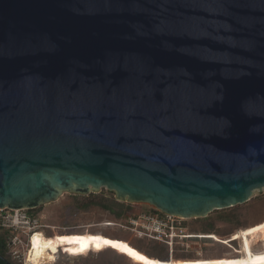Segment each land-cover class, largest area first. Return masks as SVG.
<instances>
[{
	"label": "water",
	"instance_id": "obj_1",
	"mask_svg": "<svg viewBox=\"0 0 264 264\" xmlns=\"http://www.w3.org/2000/svg\"><path fill=\"white\" fill-rule=\"evenodd\" d=\"M101 187L183 219L264 187V0H0V209Z\"/></svg>",
	"mask_w": 264,
	"mask_h": 264
},
{
	"label": "rangeland",
	"instance_id": "obj_2",
	"mask_svg": "<svg viewBox=\"0 0 264 264\" xmlns=\"http://www.w3.org/2000/svg\"><path fill=\"white\" fill-rule=\"evenodd\" d=\"M71 194L72 193L64 192L54 202L41 205L34 209H25L24 212H26L28 216L27 221L19 220L14 225H10V221L5 222L6 225H1L0 223V227L9 228L10 231L14 233L12 236L6 238L18 237L20 240L17 245L6 247L14 261L20 264H56V260H58L57 245L55 241L45 233L50 234L54 229L62 231L58 237V243L62 244L63 240L61 238L62 236H65L71 238L70 242L73 245L78 242V240L84 242V240L87 239V235L79 237L82 230H85L86 228L89 230L91 228H96L119 237L118 244L113 246L117 249L116 252L135 263H143L145 254L139 252V250L135 248L128 239L122 238L121 236L126 237L124 232H129L131 233L129 239L136 242L135 240L137 238L135 237L140 238L142 236H139L138 232L134 231V226H131L129 222L130 218H137V222L142 223L144 221L143 215H157L148 210L159 209L143 202L118 201L120 202V206L125 210L128 219V223L122 226L115 222H105V220L109 219V216H104L105 214L103 210H101L102 206L91 205L85 209L84 207L75 205L72 203L73 198ZM96 194L99 195V197L96 198L97 201H101L100 196H103L104 198L114 197V192L109 191L105 187H101ZM80 200H83V198H80ZM233 207L236 214L240 217L239 223L241 224L248 225L256 221H264V187L261 189H255L249 200L236 204ZM194 219L197 218L183 219L177 217V221H179L178 226L180 227L178 229H181L183 234L189 233L191 226L193 227V224L195 223ZM28 223H30V226H28ZM215 223L220 231V235H212L211 237L222 242L225 246L216 245L210 248L209 246L211 245H205L202 241H198L197 243L188 241L185 243L184 249H177L174 250V252L193 251L200 256L203 254L212 255L213 253L222 255L220 257L196 258L194 264H230L229 259L226 261L222 260L224 257H231L238 253L241 254V251L243 250L241 241L248 245V247L253 250V253L264 252V222L258 224V228H249L248 232H245L244 235L243 233L235 232L231 236L230 232L233 228L224 220L215 219ZM31 231H34V233L31 235L29 244L26 245V235ZM181 238L182 237H179V239ZM236 239L238 242H231ZM239 245L242 246V249H238L240 247ZM72 250L74 249L72 248ZM77 253L75 252L74 255L66 254L65 257H62L61 263L57 262V264H81V260L79 259L82 255ZM169 260L170 264H173V257H170ZM114 262V264H125V261L120 259H115Z\"/></svg>",
	"mask_w": 264,
	"mask_h": 264
},
{
	"label": "trees",
	"instance_id": "obj_3",
	"mask_svg": "<svg viewBox=\"0 0 264 264\" xmlns=\"http://www.w3.org/2000/svg\"><path fill=\"white\" fill-rule=\"evenodd\" d=\"M71 195L73 198L72 203L77 206L84 207L85 209H87V207L91 205H96L99 207L102 206V209H100L103 210L105 214L104 216H109V219L105 220V222H115L122 226L128 223L125 210L120 206V202H118L114 197L104 198L103 196H100L101 201H97L96 198L99 197V195L92 192L86 195ZM80 198H83V200H80ZM148 211L156 213L157 216L160 217L165 216V213L159 210L151 209ZM239 218L240 217L238 216V214H236L235 209L232 206L229 208H222L221 210L215 209L205 217L194 219L195 223L193 224V227L191 226L189 230L190 232L187 233V235L189 234V236H184L181 239L177 237L175 238V243L173 244L171 255L167 243L160 242L148 236H142L140 238L134 236L135 238H137L135 240L136 242H133L131 239H129V235L131 234L129 232H124V235L126 237H121L128 239L130 243L139 250V252H143L145 254L142 264H170V257H173V264H194L196 258L220 257L222 255L213 253L212 255L203 254L200 256L193 251H183L175 253L174 250L184 249L185 243L188 241H191L193 243L202 241L205 245H211L209 246L210 248L216 245L225 246L222 242H219L211 237L212 235H220V231L216 227L215 219L224 220L229 226L233 228V230L230 232V236L235 232L241 234L243 233L244 235L245 232H248L249 228H258V224L264 222L256 221L254 223L245 225L239 223ZM61 233L62 231H57V229H54L50 234L45 233L47 236L51 237L57 245L58 260H56V264L57 262L61 263L62 257H65L66 254L74 255L75 252H78L82 255L79 259L81 260V264H114L115 259L124 260L125 264H138L126 258L122 254L116 252L117 249H115L113 246L118 244L119 237L113 234H108L106 233V231L96 228H91L89 230L86 228L85 230H82L79 237L87 235V239H85L84 242L78 240V242L73 245L70 242L71 238L62 235L61 239L63 240V242L62 244H59L57 240L59 239L58 237ZM13 234L14 233L11 232L9 228L0 227V264H20L11 258V255L8 253V249L6 248L7 240L9 239L6 237L12 236ZM231 242L238 241L236 239L232 240ZM241 243L243 246L241 254L238 253L234 254V256L232 255L231 257H224L222 261H226L227 259H229L230 264H264V252L253 253V250L249 248L248 245H246L243 241H241ZM239 246L240 247L238 249H242V246ZM72 248L74 250H72Z\"/></svg>",
	"mask_w": 264,
	"mask_h": 264
},
{
	"label": "built area",
	"instance_id": "obj_4",
	"mask_svg": "<svg viewBox=\"0 0 264 264\" xmlns=\"http://www.w3.org/2000/svg\"><path fill=\"white\" fill-rule=\"evenodd\" d=\"M144 221L137 222V218H130L131 226H134V231H137L139 236H148L160 242L167 243L170 253L175 243V238L187 236L183 234L178 226V216L165 214L164 217L157 215H143ZM28 217L24 213V209H0V223L6 225L5 222L10 221V225H14L19 220L27 221ZM9 225V224H7ZM139 225V227H138ZM179 230V231H178Z\"/></svg>",
	"mask_w": 264,
	"mask_h": 264
},
{
	"label": "bare ground",
	"instance_id": "obj_5",
	"mask_svg": "<svg viewBox=\"0 0 264 264\" xmlns=\"http://www.w3.org/2000/svg\"><path fill=\"white\" fill-rule=\"evenodd\" d=\"M34 232H32L31 234H27L26 237V241H25V244L28 245L29 244V240L31 238V235L33 234ZM189 235H187L188 237ZM19 239L18 237H12V238H9L8 241H7V246H14V245H17V243H19ZM243 253V252H242Z\"/></svg>",
	"mask_w": 264,
	"mask_h": 264
},
{
	"label": "flooded vegetation",
	"instance_id": "obj_6",
	"mask_svg": "<svg viewBox=\"0 0 264 264\" xmlns=\"http://www.w3.org/2000/svg\"><path fill=\"white\" fill-rule=\"evenodd\" d=\"M24 211H25V209H24ZM25 214H26V212H24ZM26 216H27V214H26ZM28 217V216H27ZM28 226H30V223H28ZM32 232H34V231H31V232H29V233H32ZM28 233V234H29Z\"/></svg>",
	"mask_w": 264,
	"mask_h": 264
}]
</instances>
